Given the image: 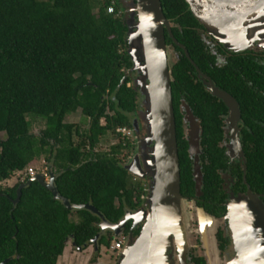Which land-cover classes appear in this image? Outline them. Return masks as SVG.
<instances>
[{"label":"trees","instance_id":"1","mask_svg":"<svg viewBox=\"0 0 264 264\" xmlns=\"http://www.w3.org/2000/svg\"><path fill=\"white\" fill-rule=\"evenodd\" d=\"M161 1L166 18L177 25L175 38L197 62L202 49L195 27L208 29L185 0ZM108 5L103 0H0V183L44 158L63 197L71 204H91L107 221L118 224L127 211L142 208L147 187L126 169L133 144L128 138L122 140L118 130L133 129L140 95L132 85L134 64L121 3L114 14L107 12ZM166 38L172 44L167 33ZM189 63L182 56L171 72L181 193L189 200L196 195L194 161L180 112L183 98L202 125L200 160L206 203L198 206L221 217L227 211L222 205L226 195L216 173L225 162L220 147L221 120L211 116L203 85L190 79ZM198 64L219 86L237 95L240 84L234 69L222 68V74L219 68L209 69L207 62ZM241 67L264 86V65L254 68L249 61ZM79 111L88 121L86 130L66 122ZM28 116L46 122L39 135L32 133ZM249 129L252 132L245 128L241 138L247 179L254 193L264 194V127ZM108 135L120 137V142L110 151H96ZM30 178L0 188V264L6 260V264H58L69 240L76 250L83 251L98 235L99 245L110 247L98 215L68 210L38 181L28 183L15 203L19 186ZM131 228L129 222L125 236ZM139 233L140 229L134 231L135 236ZM222 234L220 231V238ZM190 258L195 264H207L203 256L191 253Z\"/></svg>","mask_w":264,"mask_h":264},{"label":"water","instance_id":"2","mask_svg":"<svg viewBox=\"0 0 264 264\" xmlns=\"http://www.w3.org/2000/svg\"><path fill=\"white\" fill-rule=\"evenodd\" d=\"M185 1L199 22L229 49L245 48L253 40L264 39V0ZM135 6V13L131 16L126 14L125 20L129 28V55L134 64L130 75L134 72L138 73L134 82L136 90L142 97L144 110L137 113L139 116L133 122V129L138 136L144 135L138 131L140 118L144 124L142 129L146 134L141 141L142 145L140 144L134 157L126 164V169L140 180L151 178L142 208L133 213L128 212L118 224L110 223L95 206L71 204L67 198L63 197L55 185L56 176L53 172L49 173L48 179L44 174L38 173L27 183L21 184L15 203L19 201L22 189L28 183L38 181L68 210H89L98 215L101 218L99 226L102 234L112 231L120 237L124 234L123 229L130 219L134 222L132 229L144 223L138 239H135L132 231L126 237L125 245L119 253V264H190L188 261L190 233L187 232L189 223L185 216V203L188 199L181 193V168L166 31L170 33L174 42L186 51L187 55L188 52L174 37L161 0H137ZM124 82L123 79L120 86ZM212 89L216 95H223L214 85ZM223 97L230 100L228 95L224 94ZM237 112L236 108L234 114L238 119ZM233 117L237 121L234 115ZM184 120L190 125L185 130V137L189 143L190 157L194 161L193 176L198 198L202 195L203 185L200 160L201 126L188 105H186ZM232 122L236 125L234 121ZM232 140L234 146L241 149L240 138L237 136ZM145 144L152 145L150 152L146 151V148L143 149ZM232 196L228 215L223 220H228L233 236L237 256L233 264H264V201L261 195L253 193L250 189L241 196ZM242 207L251 217L249 223L253 235L251 234L250 238L244 236L245 224L240 221ZM196 210L197 221L200 224L199 233L208 250L204 258L207 264H213L211 253L214 257L217 255L216 243L221 219L215 218L197 205ZM130 215L133 218L129 217ZM171 219H173L171 231L160 239L163 247L157 248L159 236ZM210 230L214 233H209ZM209 234H211L210 238H208ZM99 238L100 235L91 243L97 242ZM175 250L178 253L177 262L173 260L172 255ZM7 262L8 260L1 264Z\"/></svg>","mask_w":264,"mask_h":264},{"label":"flooded vegetation","instance_id":"3","mask_svg":"<svg viewBox=\"0 0 264 264\" xmlns=\"http://www.w3.org/2000/svg\"><path fill=\"white\" fill-rule=\"evenodd\" d=\"M116 1L117 3H121L120 6L122 9L124 18L126 14L131 16V14L135 13V7H136L135 3L137 2V0H116ZM168 21H169V24L171 26V30L173 33V29L177 25L172 20H168ZM195 29L198 35L200 36V45H201L200 49H202L199 55H197V59H198L197 62H195V60L191 58L188 48L177 40L180 44H182L186 48L189 57L186 54V51L183 48L179 47L174 42V40L170 37V33L166 31L169 39L172 41V44L167 43L168 52L169 51L173 52L174 59H175L174 63L170 65V69L172 72V69L175 66V64L181 61L182 56H185L190 62L187 65L189 68L188 73L190 74V79L193 80L195 84L203 85L204 90L207 95L206 100L209 102V105L207 108L211 110V116L218 117L221 120V125H222L221 126V130H222L221 138H223V140L220 142V147L223 150V153L225 156V162L223 166L221 165L220 168L217 169L216 173L219 175V179L221 180V183H220L221 189L224 191V194L226 195L225 203L222 205L226 206L227 211H226V214L221 217H218L213 214H210V215L214 216L215 218L223 220L228 215L229 203L231 202V199L233 197L232 195L237 197V196H241L242 194L247 193L248 189L253 191L247 179V159H246V155L244 151V146L241 142V149L236 148L234 146L232 138H237L238 136V138H240V141H241V138H243V130L245 128H247L249 132H252V130L249 129L250 126L259 125V126L264 127V86H259L257 80L250 77L247 74L246 70L243 67H241V65L249 61L252 62L254 68H257V66L259 65H264V39L253 40L249 44V46L245 48H241L237 50L229 49L226 45L220 42L208 30H205V29L203 30V28H200V27H195ZM166 42H167V38H166ZM178 48L181 51L178 50ZM201 61L207 62L209 69L211 68L214 70H218L217 68H219L220 73H222L220 70L222 68L228 69L229 67L230 69H234L236 71V76L240 84V86L237 88L238 89L236 92L237 95H235L231 89L229 90L227 88L219 86L215 77L212 74H210L208 70L203 71L201 69L202 65L198 64ZM262 75L264 77V72H262ZM173 81H174V78L172 77V82ZM132 85H133V80H132ZM212 85H214L217 90L222 92L223 95L224 94L228 95L230 100L226 97H223V95H220V96L216 95L215 91L212 89ZM249 100H251V103H246ZM260 101L262 102V105H260L259 103ZM183 103L188 105L186 101L182 98L181 105H180V112L183 113V125L185 127L184 118H185L186 112H185V109L183 108V105H184ZM236 108L238 110L237 112L238 119L236 118V114H234V111L236 110ZM232 114L235 116L237 121L234 119ZM194 117L196 118V121L199 122L201 126V134H200V138H201V135H202L201 120L199 119V116H196L195 114H194ZM232 121H234L236 125H234ZM201 154H202V151H201ZM146 181L148 184L149 181H151V178H146ZM144 185L146 186V184ZM203 185H204V176H203ZM203 185H202V188H203ZM146 191H147V188H146ZM255 194H258V193H255ZM258 195H261L262 200L264 201V194H258ZM145 196L146 195L142 197V200H144ZM203 196H204V193L202 192V195L200 197L197 198L195 195L194 197H192V199H190V201L192 202L195 201L197 206H198V203L205 204L206 201L204 200ZM198 207L203 208V206H198ZM128 212L133 213L136 211L135 210L127 211L126 214ZM129 217L133 218L132 215H130ZM129 222L132 223V228H133V224H134L133 220L130 219L127 222V224ZM225 223L227 224V222ZM143 224L144 223L142 224L140 223L137 225L136 228L134 229L131 228L130 232L131 231L133 232V236L135 237V239L139 238L140 233L138 236H135L134 231H136L137 229H140V232H141ZM124 229H123V232H124ZM221 230L223 229L221 228L220 231ZM219 233H218V240L220 241V247L222 250L226 251L230 241L227 239V236L226 237L224 236V233L221 235L222 237L220 238ZM103 236L106 238V241H108L109 243H112L116 235L112 231L111 232L106 231L103 234ZM122 236H125V235L123 234ZM101 247H107V246L102 244ZM120 251L119 252L116 251V253H112L111 261L104 263L103 262L104 260H102L103 256L101 257L100 255L102 251L101 249H99L98 251H94L93 254H91V258L88 260L87 264H119ZM234 251L235 250H233V256H231V260H234L236 257ZM175 252L177 253L176 250ZM117 253H118V256H116ZM190 255H191V252L188 255L189 263L195 264L193 261H191Z\"/></svg>","mask_w":264,"mask_h":264},{"label":"rangeland","instance_id":"4","mask_svg":"<svg viewBox=\"0 0 264 264\" xmlns=\"http://www.w3.org/2000/svg\"><path fill=\"white\" fill-rule=\"evenodd\" d=\"M174 61H175L174 53L169 51V65H172L174 63ZM137 77H138L137 72L131 74V78L133 80V86H135L134 81ZM139 95H140V93H139ZM139 99H140V108H139L138 112L141 113L140 111L144 110L142 107L141 95L139 96ZM183 108L185 109V112H186V104L183 105ZM138 116H139V114H136L133 117L134 120H136L138 118ZM185 117H186V113H185ZM28 120L31 121V123H32V127H31L32 133H34L36 135H39L41 133V131L46 126V122L43 119L34 118L33 116H28ZM138 120H139V124H140L138 131H140L142 134L145 135L146 132H144L142 129V126H144V124L142 123V120L140 118ZM66 122L76 124L77 126H80L82 130L88 129V121H87V119H85V117L81 114L80 111L73 114V115L68 116L66 118ZM103 123H104V121H103ZM184 123H185V130H186L190 125L187 121H185ZM118 131L122 134V137H121L122 140L124 138H128L133 144V150H132L131 156L126 159V164H128L130 162V160L134 157L139 146L142 145L141 141L143 140L144 135L138 136L136 134V131H134V129H119ZM119 142H120V137L118 138L117 136L108 135V136L103 138L101 143L98 145L96 151H98V152L110 151V148L112 146L118 144ZM151 147H152V145L145 144L143 149L146 148V151L150 152ZM31 167L35 170L36 174L48 173L47 163L45 162L44 158H42L39 161H36L34 164L31 165ZM27 176H28V170H25L23 172H17L14 174V176L10 180H7V181L0 183V188L13 187L18 182H23L27 178ZM138 180H140V179L138 178ZM140 181L143 182L144 184H146V186H148L146 180L143 179ZM187 201L188 202L185 203V209H186L187 215L185 214V216H187L188 223H189L187 232L190 233L189 240H188L190 248H189L188 253L191 252V253H194L198 256L204 257L205 253H207L208 250L204 246L203 239L201 238V234L199 233L200 224L197 221L198 218H197L196 205H195V202H192L190 200H187ZM231 202L229 203V206L231 205ZM220 221L221 222L219 225V231L221 228L223 229L221 231H223L225 237L227 236V239L230 241V243L228 244L227 250L224 251L221 249L220 241L217 239V243H216L217 255H215V257H214V255L211 253V255L213 257V259H212L213 264H217V263L218 264H233L234 260H231V256H233V250H235V246H234L232 232L230 230L229 223L227 220L226 221L220 220ZM225 222H227V224ZM211 228H213V227L211 226ZM209 233H214V231L210 230ZM210 236H211V234L208 235V238H210ZM124 237L125 236H120V237L115 236L114 240L111 243L109 248L101 247L99 245L98 241L94 242L84 252H81V253L74 249L71 242L70 243L68 242V244L65 248V252L61 256V258L59 259L58 264H87L88 260L91 258V254H93L94 251H98L99 249H101V251L103 253V254L102 253L100 254L101 257L103 256V259H102V260H104L103 262L104 263L110 262L111 257H112V253H116L112 250V246L116 242H118L119 239H122ZM217 238H218V235H217ZM210 248H211V246H210ZM234 253H235V251H234ZM172 255H173V260H175L177 262L178 261L177 253L175 251H173ZM235 255H236V253H235ZM116 256H118V253L116 254Z\"/></svg>","mask_w":264,"mask_h":264},{"label":"bare ground","instance_id":"5","mask_svg":"<svg viewBox=\"0 0 264 264\" xmlns=\"http://www.w3.org/2000/svg\"><path fill=\"white\" fill-rule=\"evenodd\" d=\"M233 209H234V206H233ZM241 216H242V218L240 219V221L241 222H244V227H243V231H244V236H246V238H250L251 237V234L253 233L252 232V228H251V225H250V220H251V217H250V215L249 214H247L246 212H245V209L242 207V209H241ZM169 215V214H168ZM173 223V219H171L170 220V223H169V225L166 227V228H164L163 229V231H162V233L160 234V236H159V239H158V241H157V248H160V247H163V242L162 241H160V239L162 238V237H164L169 231H171V224ZM242 224V223H241ZM253 235V234H252ZM242 236H243V234H242ZM160 241V242H159ZM242 243H243V245H245V243L242 241ZM237 257V256H236ZM236 257H235V259H236ZM234 259V260H235ZM237 264V263H236Z\"/></svg>","mask_w":264,"mask_h":264},{"label":"built area","instance_id":"6","mask_svg":"<svg viewBox=\"0 0 264 264\" xmlns=\"http://www.w3.org/2000/svg\"><path fill=\"white\" fill-rule=\"evenodd\" d=\"M106 1L109 5L107 7V12L109 14H114L116 12V5H117V1L116 0H103ZM123 129H127V128H123ZM36 174L35 170L33 168H29L28 169V175H30L31 177L34 176ZM46 178H49V172L48 173H43ZM125 240L126 237L119 239L118 242H116L113 246H112V250L114 252H119L121 249H123L124 245H125Z\"/></svg>","mask_w":264,"mask_h":264},{"label":"crops","instance_id":"7","mask_svg":"<svg viewBox=\"0 0 264 264\" xmlns=\"http://www.w3.org/2000/svg\"><path fill=\"white\" fill-rule=\"evenodd\" d=\"M68 242H69V243L71 242V244H72V246H73V242H72V241L69 240ZM68 242H67V244H68ZM73 247H74V246H73ZM74 249H75V247H74ZM75 250H76V249H75ZM85 250H86V249H84L83 251L77 249V251L80 252V253H81V252H84ZM64 252H65V250H64Z\"/></svg>","mask_w":264,"mask_h":264}]
</instances>
